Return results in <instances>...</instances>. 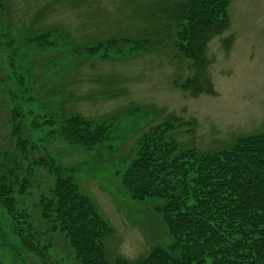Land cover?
Here are the masks:
<instances>
[{
    "label": "rangeland",
    "instance_id": "1",
    "mask_svg": "<svg viewBox=\"0 0 264 264\" xmlns=\"http://www.w3.org/2000/svg\"><path fill=\"white\" fill-rule=\"evenodd\" d=\"M228 1L230 24L206 48L204 74L213 93L196 95L181 87L195 69L175 48L176 29L161 31L158 42L154 38L156 26L165 22L162 13L151 14L154 0L2 1L0 147L11 148L8 110L18 104L32 141L68 168L79 190L113 226L105 240L111 261L132 264L152 247L171 242L155 209L164 199L132 200L121 183L144 133L173 113L192 121L168 132L182 148L215 151L264 127V0ZM112 37L149 41L106 46ZM71 113L108 121L107 145L88 150L64 139L59 122ZM52 179L37 168L33 185L16 195L23 234L41 255L23 245L0 205V264H78L67 239L51 231L41 214L38 203Z\"/></svg>",
    "mask_w": 264,
    "mask_h": 264
},
{
    "label": "trees",
    "instance_id": "2",
    "mask_svg": "<svg viewBox=\"0 0 264 264\" xmlns=\"http://www.w3.org/2000/svg\"><path fill=\"white\" fill-rule=\"evenodd\" d=\"M2 1L0 12L5 10ZM162 1L154 0L150 7L152 15L165 16V22L156 26L154 38L158 42L161 31L168 33L170 26L175 28V48L195 69L181 84L182 89L192 95L213 93L212 83L204 74L206 48L208 41L230 24L229 1L175 0L171 5ZM148 41L112 37L106 46L147 45ZM230 41L231 37L224 40L226 47ZM118 114L114 111L111 119L116 120ZM23 116L18 104L10 107L7 137L11 148L0 147V205L23 245L42 254L26 239L16 211V195L33 185L37 168H42L53 177L48 195L41 196L38 203L42 217L51 231L58 230L67 239L78 264H129L122 258L110 260L105 240L114 233L113 226L79 190L68 168L32 141ZM183 125L190 126L192 121L173 113L155 124L138 140L135 155L120 174L132 200L164 199L155 209L171 235L168 245L152 247L132 264H264V127L239 135L222 149L200 151L182 148L168 134ZM58 132L64 139L92 150L107 145L111 124L71 113L60 120Z\"/></svg>",
    "mask_w": 264,
    "mask_h": 264
}]
</instances>
